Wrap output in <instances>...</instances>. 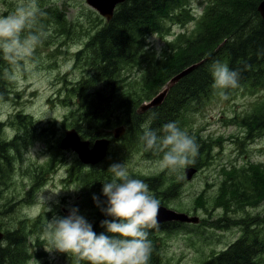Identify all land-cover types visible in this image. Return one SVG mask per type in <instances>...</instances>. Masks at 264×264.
I'll return each mask as SVG.
<instances>
[{
  "label": "trees",
  "instance_id": "obj_1",
  "mask_svg": "<svg viewBox=\"0 0 264 264\" xmlns=\"http://www.w3.org/2000/svg\"><path fill=\"white\" fill-rule=\"evenodd\" d=\"M260 1L206 0L202 14L196 15L190 0H125L117 5L109 20L88 7L81 8L80 13L84 9L87 19L81 24L69 20L63 7L49 0H38L45 13L38 17L35 26L36 30L43 32L41 43L44 47L51 45L50 55L62 54L67 60V69L58 73L61 81L58 97L48 101L61 104L66 112L59 122L55 118L47 119L46 124L39 126L31 114H24L21 110L8 122L17 129L14 140L0 139V153L4 158L0 167V233L3 236L0 264H83L71 255L45 251L51 247L44 233L46 220L50 221L53 214L66 217L61 208L55 213L47 212L45 208L35 216L28 213L37 193L51 182L52 174L65 162L67 154L71 160L67 164L68 176L63 180L64 183L79 182L80 190L76 196L80 198L66 202L63 197L62 203L66 204L68 211L78 208L79 214L91 223L97 234L103 232L106 235L110 234L101 227V221L114 219L101 211V207L107 206L102 188L103 183L111 179L109 166L126 164L137 149L143 158L161 160L162 153L146 151L140 139L141 125L149 118H152L155 129L174 121L195 137L198 153L194 162L184 167L196 169L192 177L205 168L215 169L217 162L213 149L220 140L192 131L189 117L200 112L217 89L213 87L211 74V66L216 61L239 73L238 86L221 89L224 92L241 88L253 93L264 88V20L257 9ZM10 6L13 9L15 4L9 2ZM176 23L183 28L193 23V28L180 31L171 41L165 42L162 60L153 58L154 49L145 52V37L152 33L160 36L169 33L170 25ZM194 63H197L194 69L169 86L160 105L146 112L138 110L142 102L169 85L171 77ZM12 64L0 54V98L4 101H13L14 95H18L11 89ZM15 64L21 65L22 60ZM133 66L142 71L131 79ZM226 121L241 128V135L229 138L238 141L241 147L245 141L249 143L254 137L258 138L264 133V97L243 116L233 115ZM118 124H125L126 132L118 140L111 131L110 143L118 144L108 148L102 160L104 163L99 166V163L84 164L72 150L59 147L68 128H74L82 140L92 143L96 138L106 136L110 133L106 130ZM34 137L46 143L51 159L43 163L31 162L20 175L15 174L12 178L17 162L21 161L25 166L23 150ZM9 145L15 146V154L7 151ZM259 152L257 157L261 162L222 166L219 169L221 177L216 179L217 192H194L193 204H182L181 207H171L170 204L174 197L181 195L186 178L176 179L175 174L167 169L149 174L128 168L133 178L144 180L160 204L167 208L190 216H197L198 208L207 210L209 203L222 208L212 221L205 218H199L196 224L172 221L149 230L148 239L152 244L149 264H168L163 253L171 237H181L195 247V243L202 240H209L210 245L226 238L224 231L231 227L242 230L235 241L240 244L246 238L242 249L235 248L236 244L221 250L211 248L198 261L202 260L201 264L251 263L252 253L264 243V205L261 206L264 201V148ZM28 180L30 186L26 188ZM12 193L15 198L9 199ZM93 196L99 198L101 207L97 206ZM17 198L20 199L15 204ZM54 205L59 207V203ZM215 229L223 233H215ZM205 230L207 236H203ZM249 246H252L250 250L247 249Z\"/></svg>",
  "mask_w": 264,
  "mask_h": 264
},
{
  "label": "rangeland",
  "instance_id": "obj_2",
  "mask_svg": "<svg viewBox=\"0 0 264 264\" xmlns=\"http://www.w3.org/2000/svg\"><path fill=\"white\" fill-rule=\"evenodd\" d=\"M50 3H54L61 6L66 11V17L72 21H79L81 24H85L87 19L84 15V9L81 8L88 7L94 10L89 5L86 4L84 0H49ZM206 0H197L198 7L202 10ZM16 3V0H0V13L11 11L12 7H8V3ZM191 5V4H190ZM96 12V10H94ZM97 13V12H96ZM199 13H196L198 15ZM101 17V16H100ZM103 18V17H101ZM104 19V18H103ZM169 26V23H166ZM193 28V23H189L186 27H182L179 24H171L170 32L165 33L162 36L156 34L155 36L160 40L157 43L161 48L164 46V35H168V39H173V37L180 31L191 30ZM146 43L144 44L145 47ZM48 47H44L40 43L35 49L33 55L22 61V64H12L13 69L11 71L12 84L11 89L18 93L14 95L13 101H3L0 98V121L5 122L6 125L3 127V132L1 135L6 137H11L14 134V127L8 122L12 119L15 111L22 110L24 114H31L35 119V122L40 126L46 124L47 119L55 118L57 122L62 119L63 114L66 112L61 104L50 103L49 99H54L58 97V87H60L61 81L58 77V73L63 72L67 69V60H64L62 54H57L55 56L50 55L51 51ZM150 49H154V46ZM50 63H55L54 66H48ZM130 71L132 72L131 79H134L140 74L142 69L138 66H133ZM138 79V78H137ZM13 96V95H12ZM264 97V88H259L258 91L255 90L253 93H249L248 89H238L235 92H224V90L216 89L213 95L210 97L209 101L204 104V107L200 112L191 114L189 117L192 131L198 132L203 137H211L215 140H220L219 144L214 146V160L217 162L215 169L212 167L205 168L197 176L191 179H185V184L182 187L181 195L174 198L170 204L171 207H181L188 206L191 202L193 204L194 192L197 194L200 191H205L206 194L212 192H217L218 182L217 177H221L219 169L226 165L230 166L229 163L235 164H246L248 161H256L257 156L260 154L259 150L264 148V133L258 138H253L252 141L247 143L243 147L240 146L238 141L229 140L233 135H241V128L238 127L234 122H227V118L233 115L243 116L244 113L248 112L252 108L253 104L258 101H262ZM146 112V111H145ZM49 124V123H48ZM111 130H106L108 133L106 136L110 138ZM220 135L223 136L222 139L218 138ZM119 140V138H118ZM118 144V143H117ZM116 143H111V146L117 145ZM46 143L40 140L39 137H34L31 139L30 145L26 148L24 163L27 166L31 162H46L51 159L52 154L46 149ZM138 149L131 154V158L127 161L126 166L134 171H142L149 174L155 173L157 170L162 169L160 167V161L157 158L151 160L150 158H143V154L138 153ZM67 154L64 163H61L57 167L56 171L52 174L51 182L47 183L36 195L34 203L31 205L28 213L35 216L40 213V211L45 208L46 205L40 202V197L44 193V196H49L47 191H60L57 197L53 200L48 201L47 206L53 209L55 213L59 208H67L66 204L62 203V198L65 197L66 202L76 201L80 198L76 194L79 192V182L77 180L65 182L68 176L67 164L71 160ZM247 157V159L245 158ZM244 158L246 160H244ZM259 159V158H258ZM102 162V161H101ZM97 164L98 166L101 164ZM260 162V161H259ZM104 162H102L103 164ZM207 167V166H206ZM83 168V170H85ZM187 168H180L176 171H171V174H175L173 177L176 179L185 178ZM168 170V169H167ZM163 171V170H162ZM185 173V174H184ZM214 196V195H213ZM58 201L59 207H56ZM261 202V206H262ZM189 209L191 210V206ZM195 206V205H194ZM193 207V206H192ZM197 207V206H196ZM196 214L200 219L205 218L207 221H212L219 213L222 212V208L214 207L211 203L207 205V210L198 208ZM55 215V214H53ZM215 233H219L218 230H214ZM226 241H233L238 234L237 227H231L224 231ZM195 235V234H193ZM207 230H205V235L207 236ZM223 240V241H224ZM196 244V248L188 241L183 240L181 237H171L167 241V245L164 250V259L168 264H197L198 260L203 257V254H207L211 248L216 250H221L227 246L224 243L213 242L209 245V240H202Z\"/></svg>",
  "mask_w": 264,
  "mask_h": 264
},
{
  "label": "clouds",
  "instance_id": "obj_3",
  "mask_svg": "<svg viewBox=\"0 0 264 264\" xmlns=\"http://www.w3.org/2000/svg\"><path fill=\"white\" fill-rule=\"evenodd\" d=\"M194 13L202 14L197 0H190ZM43 13L38 0H16L11 11L0 13V54L10 63L15 64L33 55L42 41L43 32L35 26ZM145 52L154 46L156 60L164 58L160 41L154 33L145 37ZM165 43V42H164ZM213 87L229 89L238 86L239 73L230 70L227 64L216 61L211 66ZM152 118L142 125L140 137L146 151L162 153L160 167L176 171L194 162L199 146L195 137L181 129L176 122H168L161 129L152 127ZM111 179L103 183L102 192L107 197V206L101 207V201L93 200L101 211L113 217L101 221L105 233L97 234L78 208H71L66 217L53 215L46 220L44 233L50 248L45 251L65 253L83 262V264H149L152 244L148 239L149 230L158 226L160 201L149 189L144 180L133 178L125 163L109 166ZM40 197L47 212L53 211L47 206L48 201L57 197L60 191H47ZM58 203V201H55Z\"/></svg>",
  "mask_w": 264,
  "mask_h": 264
},
{
  "label": "water",
  "instance_id": "obj_4",
  "mask_svg": "<svg viewBox=\"0 0 264 264\" xmlns=\"http://www.w3.org/2000/svg\"><path fill=\"white\" fill-rule=\"evenodd\" d=\"M87 5L97 11L99 15L104 17L106 20L111 19L113 12L117 6V4L124 2L125 0H84ZM260 17L264 20V0H261L257 6ZM197 66V63H194L169 80V85L164 86L161 91H159L156 95H154L147 102H143L139 106L140 112H145L151 107H155L161 104L163 101L169 86L176 81H178L181 77L189 73L192 69ZM126 126L124 124H120L116 126L113 131V137L119 138L124 135L126 132ZM109 146V139L106 137L96 138L92 143L88 140H82L78 134V132L74 128H68L65 130L62 139L60 140L59 147L63 150L70 149L74 153L77 154L78 159L84 164H96L101 162L107 153ZM196 172L194 168L186 169V179H191L193 174ZM64 209V210H63ZM63 213L68 216L70 213L67 208H63ZM180 222V223H198V216H190L183 212H178L173 209H169L165 206L160 205V210L158 213V224L164 222ZM2 238V234L0 233V239Z\"/></svg>",
  "mask_w": 264,
  "mask_h": 264
},
{
  "label": "flooded vegetation",
  "instance_id": "obj_5",
  "mask_svg": "<svg viewBox=\"0 0 264 264\" xmlns=\"http://www.w3.org/2000/svg\"><path fill=\"white\" fill-rule=\"evenodd\" d=\"M117 7V6H116ZM55 65V63H50V65H48V66H54ZM4 101V100H3ZM163 102V101H162ZM161 102V103H162ZM19 111H21L20 109L19 110H17V111H15V114L17 113V112H19ZM10 120H12V119H10ZM0 124H1V126H0V139H6V140H14V138L16 137L15 135H16V133H17V129H16V127L14 126V125H12L13 127H14V134H13V136H11V137H6V138H4L2 135H1V133L3 132V127H4V125H6V123L5 122H2V121H0ZM11 125V124H10ZM110 140V139H109ZM30 144H28V146H29ZM27 146V147H28ZM26 147V148H27ZM26 148L23 150V153H24V157H25V153L27 152L26 151ZM7 151L8 152H10V154H15L16 153V149H15V146L14 145H9L8 146V149H7ZM24 161H26V158H24ZM3 162H4V158H3V155H2V153H0V167L2 166V164H3ZM32 164V163H31ZM30 164V165H31ZM26 168V166H22L21 165V161H19V162H17L16 163V165H15V167H14V172H13V175H12V178H14L15 177V174H17V175H20L23 171L22 170H24ZM0 173H1V170H0ZM27 184H28V186L26 187V188H29V180L27 181ZM216 192L214 191V193L213 194H215ZM6 197V196H5ZM13 198H15V195L12 193V195H10V197H9V199H13ZM20 198H17L14 202H15V204L17 203L16 201L17 200H19ZM263 203H262V205H264V201H262ZM12 204V203H11ZM28 210H30V207H28ZM211 226V225H210ZM216 230H218V232L219 233H223L220 229H216ZM240 234L239 235H241L242 234V230H239L238 231ZM245 239L246 238H244L243 240H242V242L240 243V244H238V243H236L235 241L237 240L236 238L233 240V241H231V242H228V241H226V239L224 240L223 238H221V240L219 241L220 243H224L227 247H231L232 245H235V248L236 247H238L239 249H242V247H243V242H245ZM224 240V241H223ZM226 247V248H227ZM252 248V246H249V247H247V249H251ZM225 249V248H224ZM2 250V249H1ZM249 255V253H247L246 254V257ZM250 264H264V243L261 245V247L257 250V251H255V252H253L252 253V255H251V259H250ZM202 263V260L201 261H198L197 262V264H201Z\"/></svg>",
  "mask_w": 264,
  "mask_h": 264
}]
</instances>
